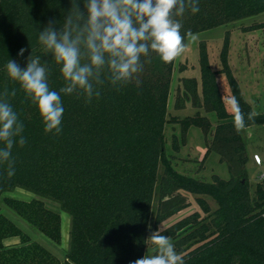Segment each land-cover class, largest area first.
Segmentation results:
<instances>
[{
    "label": "trees",
    "instance_id": "obj_1",
    "mask_svg": "<svg viewBox=\"0 0 264 264\" xmlns=\"http://www.w3.org/2000/svg\"><path fill=\"white\" fill-rule=\"evenodd\" d=\"M69 8L70 0H0V94L8 89L26 140L20 146L19 137L15 138L14 175L9 177L7 163H0V203L57 243L62 240V217L43 198L57 202L71 215L70 246L62 260L2 213L0 205V264H130L154 245L147 225L156 188L152 231L173 240L184 264H264V184L250 182L246 143L226 107L216 71L206 63L201 87L195 76H187L175 92L176 109L186 108L189 102L196 112L174 121L181 125L182 144L191 126L201 128L207 151L218 153L228 166L227 179L214 174L207 180L180 172L172 162L175 156L167 154L165 125L175 59L163 62L155 52L143 58V71L119 90L106 82L101 95L90 102L76 94H61L62 131H44L37 106L8 76L5 65L14 58L25 67L30 53L40 56L50 68V89L63 87L60 66L44 52L38 35L49 19L62 24ZM199 9L176 17L185 45L188 31L196 33L264 13V0H199ZM252 28L264 29V21L246 30ZM21 47L28 48L25 58L17 56ZM229 75L245 126L264 125V110L254 111ZM201 109L214 113L216 121ZM250 113L254 114L251 120ZM180 144L176 142L177 150ZM17 187L40 197L6 194ZM187 193L199 195L207 216L196 211L160 228L189 206ZM205 195L215 200L216 209H211ZM9 237H18L19 242L5 244Z\"/></svg>",
    "mask_w": 264,
    "mask_h": 264
},
{
    "label": "clouds",
    "instance_id": "obj_2",
    "mask_svg": "<svg viewBox=\"0 0 264 264\" xmlns=\"http://www.w3.org/2000/svg\"><path fill=\"white\" fill-rule=\"evenodd\" d=\"M83 3V7H81ZM198 13L199 0H70L62 24L49 19L39 30L38 43L50 53L60 66L64 86L51 90L48 82L50 68L41 63L40 56L31 53L25 58L27 47H21L17 56L26 59L21 67L16 59L5 65L8 76L18 82L26 98L36 105L44 122L46 133L62 131L64 107L61 94L83 96L87 102L101 95L100 89L109 83L119 90L135 74L143 71V58L155 52L163 62H171L186 48L181 35L182 24L176 17L186 10ZM57 25H59L57 27ZM191 39V31L186 33ZM16 95L13 90L10 94ZM5 88L0 94V163H7L8 176L14 175L15 161L12 149L26 143L24 126L8 100ZM234 114L237 131L245 126V116L233 96L227 100ZM254 114H249L251 120ZM151 242L158 254L143 256L130 264H184L169 238L147 225Z\"/></svg>",
    "mask_w": 264,
    "mask_h": 264
},
{
    "label": "rangeland",
    "instance_id": "obj_3",
    "mask_svg": "<svg viewBox=\"0 0 264 264\" xmlns=\"http://www.w3.org/2000/svg\"><path fill=\"white\" fill-rule=\"evenodd\" d=\"M264 21V13L257 16L238 20L227 25L218 26L212 29L193 33L195 39L187 37L185 51L175 58L174 71L171 83V90L168 100V119L165 125L166 152L173 154L172 160L176 169L180 172L198 176L211 180L214 174L223 178H229L230 172L225 162L220 161L218 153L208 152L201 128L191 126L187 132L186 143L182 144V130L179 122L174 118H183L187 115L194 114L196 108L191 103H187L186 108L176 109L174 107L175 92L181 79L187 76H195L201 87L202 65L206 63L213 71H216V78L222 92L227 109L233 113L227 100L233 97V91L230 87V75L233 77L254 111L261 112L264 110V29L247 27L253 26L258 22ZM229 69V73L228 70ZM201 113L206 114L213 122L216 121L214 113H209L201 109ZM246 147L249 153L247 168L250 182L255 186L257 182L264 184V125L244 126L241 129ZM176 142H180L178 150ZM259 154L262 158V164H257L254 158ZM163 171V166H159V174ZM6 194L19 197L22 199H31L40 197L33 192L22 188H15ZM189 206L180 212L174 214L166 221L160 224L164 228L172 222L193 212H200L202 217L207 216L198 201V196L193 193H187ZM211 209L217 208L215 200L206 196ZM46 204L60 212L62 217V240L57 243L42 233L37 227L29 223L25 218L20 216L14 209L5 202L1 201V211L18 226L27 232L34 240L38 241L62 260L70 246L71 215L64 211L60 205L50 199L43 198ZM158 192L153 200L152 214L150 219L151 231L154 228V220L157 209ZM19 240L18 237H9L4 242L8 244L11 240ZM173 244V240L169 238ZM158 254L156 245H148L145 250L146 256Z\"/></svg>",
    "mask_w": 264,
    "mask_h": 264
},
{
    "label": "built area",
    "instance_id": "obj_4",
    "mask_svg": "<svg viewBox=\"0 0 264 264\" xmlns=\"http://www.w3.org/2000/svg\"><path fill=\"white\" fill-rule=\"evenodd\" d=\"M254 158H255V161H256L257 164H262V158L260 157L259 154H255ZM261 178H264V173L261 174Z\"/></svg>",
    "mask_w": 264,
    "mask_h": 264
},
{
    "label": "crops",
    "instance_id": "obj_5",
    "mask_svg": "<svg viewBox=\"0 0 264 264\" xmlns=\"http://www.w3.org/2000/svg\"><path fill=\"white\" fill-rule=\"evenodd\" d=\"M19 242V240H11L7 245H11V244H16V243H18Z\"/></svg>",
    "mask_w": 264,
    "mask_h": 264
}]
</instances>
